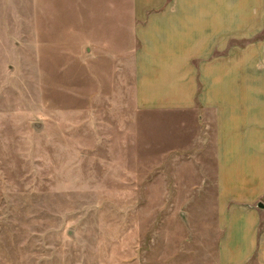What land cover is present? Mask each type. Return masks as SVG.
Here are the masks:
<instances>
[{"label": "rangeland", "instance_id": "374dc122", "mask_svg": "<svg viewBox=\"0 0 264 264\" xmlns=\"http://www.w3.org/2000/svg\"><path fill=\"white\" fill-rule=\"evenodd\" d=\"M46 43L31 4H0V264H220L196 120L142 107L127 53Z\"/></svg>", "mask_w": 264, "mask_h": 264}, {"label": "crops", "instance_id": "0c3cea01", "mask_svg": "<svg viewBox=\"0 0 264 264\" xmlns=\"http://www.w3.org/2000/svg\"><path fill=\"white\" fill-rule=\"evenodd\" d=\"M3 3L31 4L37 52L49 38L78 52L66 44L75 38L91 53H127L142 107L195 119L215 147L219 262L264 264V0Z\"/></svg>", "mask_w": 264, "mask_h": 264}]
</instances>
